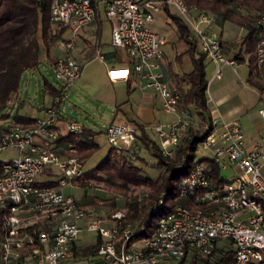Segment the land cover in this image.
<instances>
[{
	"label": "built area",
	"instance_id": "2783aa9c",
	"mask_svg": "<svg viewBox=\"0 0 264 264\" xmlns=\"http://www.w3.org/2000/svg\"><path fill=\"white\" fill-rule=\"evenodd\" d=\"M165 7L193 31L199 52L216 66V78L224 76L226 66H239L237 60L225 55L220 33L214 28L215 18L184 0H53L51 18L75 37L104 12L112 25V45L126 51L130 64L109 69L108 78L115 82L137 75L144 88L161 98L164 112L175 115L173 121L154 128L163 154L173 158L188 129L197 122L189 110H181L180 91L164 79L167 37L150 25L155 13ZM258 26L256 63L264 84V20L258 21ZM55 48L62 53L50 66L61 90V96L55 98L58 105L48 107L33 127L5 125L7 129L0 131V264H63L76 258L77 241L84 231L101 238L97 253L105 264H191L195 254L200 259L210 258L219 246L234 251L231 264H264V139L248 150L238 121L226 123L222 130L213 122L215 128L201 143L222 171H233L232 178L224 184L214 183L208 164L196 161L178 191L183 197L202 192L196 200L207 209L177 206L160 220L150 238L133 242L143 228L125 222V214L115 213V224L104 226L90 217L77 198L64 193L85 170L84 161L75 155L76 145L60 139L68 133L82 134L85 126L69 121L62 132L60 105L81 79L84 66L73 56L74 39L60 40ZM259 94L264 101V86ZM104 133L118 152L137 158L135 124L114 121ZM7 150H17L18 156L2 159ZM42 176L48 179L42 181ZM51 180L56 186H40Z\"/></svg>",
	"mask_w": 264,
	"mask_h": 264
},
{
	"label": "trees",
	"instance_id": "16d2710c",
	"mask_svg": "<svg viewBox=\"0 0 264 264\" xmlns=\"http://www.w3.org/2000/svg\"><path fill=\"white\" fill-rule=\"evenodd\" d=\"M184 1L213 16L216 27L220 28L221 38L222 29L228 22L245 30V35L239 43L240 48L233 52V55L235 60L248 61L249 83L258 87L259 90L263 88L264 84L260 81L256 63V48L260 39L258 21L264 20V0ZM52 3L53 0H0V120L10 119L11 113L7 110L10 108V101L20 90L24 73L39 67L44 59L53 62V50L56 49V44L65 39L67 30L57 27L52 21ZM163 12L174 22L179 40L188 45L185 53L191 55L193 69L188 73H173L172 81L175 89L181 94V110H189L191 113L193 110L199 121V127L190 126L186 138L177 149L176 158L173 159L163 154L158 140L153 139L145 127L137 126L138 143L151 153L162 169L158 178L154 179L145 175L143 167L136 164L138 160H143L140 155H137V160H132L129 155L118 152L111 146L97 166L84 171L83 177L76 182V185L82 187H87L91 182H111L122 191H129L131 187L148 189V197H145L143 201L127 200L125 202L127 212L125 222L132 220L136 222L137 228H143L133 237V242L152 237L160 220L172 214L179 205L187 206L192 210L207 209L206 205L196 200L202 192L183 197L178 191L179 183L191 173L196 161L208 164L214 183L224 184L228 180L211 158H198L199 146L207 134L215 128L207 96L208 59L205 54L199 52L195 35L183 19L173 14L168 7H165ZM103 15L105 16L102 11L100 22ZM223 46L227 47L224 43ZM235 46L236 44H230L229 52ZM45 88L54 99L61 96V90L48 81L45 82ZM52 105L58 104L54 101ZM12 119L8 126L33 127L37 121L35 117L21 115L19 108ZM6 129L7 127L0 126V131ZM98 133L85 128L82 134L68 133L63 135L60 141L76 145L75 155L84 161L85 169L86 161L100 148L99 143L94 140ZM184 157L185 159L182 160ZM180 160L182 163L179 166L177 161ZM40 186L53 187L56 186V182L51 180L40 183ZM165 193L167 196H164ZM155 206H157L156 209ZM1 233L2 216L0 215V236ZM100 244L101 238L98 237L93 244H86L83 247L76 245V257L80 252L96 254ZM233 258V250H226L223 246H219L210 258L200 259L195 254L191 264H231Z\"/></svg>",
	"mask_w": 264,
	"mask_h": 264
},
{
	"label": "rangeland",
	"instance_id": "374dc122",
	"mask_svg": "<svg viewBox=\"0 0 264 264\" xmlns=\"http://www.w3.org/2000/svg\"><path fill=\"white\" fill-rule=\"evenodd\" d=\"M150 26L155 31L162 33L169 39V44L165 46V50L167 51V55L173 64L172 69L175 72H178L179 70L190 72L193 69L191 55L185 54L181 62L177 61L176 58L177 54L180 52V48L178 47V42L175 40L177 35L174 22L163 12L155 13V22H152ZM98 27L101 28V34L98 36L95 33V29L90 27L80 31L78 36L75 37L71 32H67L65 39H74L75 41L79 42L80 39L85 38L94 46L97 45L103 50L114 51L119 60L127 59V53L124 49H118L111 45L112 25L104 15L102 16L101 24ZM215 30L219 32L220 28L216 27ZM222 30L224 39L234 40L236 45H239L245 35V30L243 28L229 22L224 25ZM233 51H236V49ZM233 51L231 50V52ZM54 52L58 56L62 55L57 49L53 50V53ZM43 62L44 63H41L40 66L34 70L35 72H26L23 76L20 90L15 95V97L18 96L20 100H22V103H24L23 107L19 109V113L21 112V114L30 116L37 114V108L43 107V105L47 103L49 99V95L45 88V82L48 81L53 85H57V81L55 80L52 70L49 67L51 61L43 60ZM105 66L106 65H104L99 59H96L92 63L86 65L85 74L81 82L74 85L67 91L64 98V104H62L60 107L61 118L67 116L72 117L78 120L81 124H84L88 127H94L97 129V132H99L96 135V140L99 143L100 148L86 161L84 169L85 171L91 170L97 166V164L105 157L109 148L111 147V145L108 143L105 133H100L99 131L101 129L104 130V124H106L112 112V107L106 105V103H104L101 99V96L104 94V92L110 90V87L107 85L105 78L102 77L100 72V70L105 68ZM211 72L212 65L207 60V79L210 78ZM114 90H116L121 102L130 100V103L133 105L134 112L137 113L139 111L140 105L138 103L137 90L128 95L126 83L119 84L117 88H114ZM16 104L18 107L20 104L19 101H16ZM65 104L70 105L73 108V111L67 112L65 109ZM12 106L13 104L10 105L9 110ZM17 107L14 108L15 113L17 111ZM74 112H76L77 115L74 116ZM172 115L173 114H170L171 117ZM191 116L197 122L195 127H199V121L194 115L193 110ZM138 147V155H140L143 160H138L136 164L140 167H143L145 175L154 179L158 178L162 169L157 165L156 159L139 143ZM17 156V150H7L1 155V158L5 160ZM205 156L210 158L212 157V154L209 151L204 150L200 145L198 150V158L201 159ZM175 158L176 155L173 157V159ZM184 159L185 157L182 160ZM182 160L177 161L179 166L182 163ZM223 174L228 179H231L234 173L231 169H227L223 170ZM47 179V176H42L40 178L42 181ZM63 191L65 194L77 198L81 204L85 206L84 208L87 209L90 217L101 221V224L104 226H112L115 224V219L113 218L115 213H123L125 214V218L127 217L125 206V202L127 200H136L138 202L143 201L145 197H148L149 193L148 189L143 187H131L129 191H122L114 186V184L111 182H91L87 187L78 186L75 183L74 186L65 187ZM164 196H167V193H165ZM127 223L137 226L136 222H133L132 220L127 221ZM92 235V233L83 232L80 234V237L82 238V241L85 242L87 238H91ZM95 241L89 240L86 244H93ZM63 264H105V262L103 261L102 256L98 253L84 254L83 252H80L78 257L63 261Z\"/></svg>",
	"mask_w": 264,
	"mask_h": 264
},
{
	"label": "crops",
	"instance_id": "0c3cea01",
	"mask_svg": "<svg viewBox=\"0 0 264 264\" xmlns=\"http://www.w3.org/2000/svg\"><path fill=\"white\" fill-rule=\"evenodd\" d=\"M100 24L101 22L98 20L97 22L89 25L86 28H90V27L94 28L95 33L98 36L101 34V28L98 27ZM216 26L217 25L215 23L214 28ZM175 40L178 42L179 44L178 47L180 48L179 49L180 52L179 54H177L176 58L177 61L181 62L183 56L185 54H188L185 53L188 50V45L180 41L178 35ZM74 42L76 45V49L73 52V56L78 60V62H80L84 66L83 75L81 79L78 81V83L81 82L82 78L84 77L85 66L88 65L89 63H92L94 60L99 59L104 65H106L105 68L100 70V72L102 74V77L105 78L107 85L110 87V90L105 91L104 94L101 96V99L104 103H106V105L112 107V112L110 114V118L107 120L106 124H104V130L108 124L114 121L130 122L135 124L136 126L145 127L147 132L150 134V136L153 137V139H156V132L154 128L157 125L169 123L176 118L175 115H172L171 117L170 114L164 112L162 108L161 98L152 90L144 88V82L140 81L137 75H132L129 79H119L115 82L110 81V79L108 78L107 71L113 68L115 69L128 68L130 66L128 61V56L127 59L125 60H119L114 51L103 50L99 48L97 45L94 46L85 38L80 39L79 42L74 40ZM222 42L227 45V47L226 46L224 47L225 55L230 59H235L233 55V52L235 51L233 50L235 49L238 50L240 48L239 45H236V47H233L231 49L233 52H229L228 46L230 44L231 45L235 44L234 40L231 39L226 40L224 39V35H222ZM167 44H169L168 38H167ZM167 44L165 46H167ZM165 46H164L165 57L163 61L162 71L164 73V79L168 83H170V85L173 88H175L174 83L172 81V74L173 73L183 74L188 72L184 70L183 71L179 70L178 72H175L172 69L173 64L167 55ZM98 53H100V55H102L103 58H101ZM57 57L59 56L56 55L54 52L52 60L54 61ZM208 61L212 65V72L210 74V78L208 79L209 83H208V91H207L208 105L211 111L212 121L214 122L218 130H222L223 126L226 123H230L232 121H238L245 134L246 148L248 150H251L255 144L261 142L264 139V101L260 97L258 87L249 83V78H250L249 63L247 60L242 62L237 60L239 66L237 68L226 66L224 68V76L221 79H218L215 77V69H216L215 64L210 60ZM42 63L44 62L42 61ZM51 63L49 64V67L51 66ZM35 69L29 70L27 72H35L34 71ZM121 83L127 84L128 95H130L132 92L137 90V94H138L137 98H138V103L140 105L139 111L137 113L134 112L133 105L130 103V100H126L124 102H121L119 100V96L116 93V90H114V88H117V86ZM55 86L58 87V85ZM46 92L49 95L48 102L45 103L43 107L37 108L38 113L31 117H35L37 119L43 117L45 115L46 109L54 103L55 101L54 97L48 91ZM16 101L17 102L19 101L20 103L18 107L16 106L17 105ZM12 104H13V106L11 107L12 112L11 109L7 110L8 112L11 113L10 119L0 120V126L1 125L5 126L11 123L13 121L12 118L15 113L14 108L17 107V109L18 108L20 109L24 105V103H22V100H20L18 96L12 98V100L10 101V105ZM62 104H64V102L61 103V105ZM67 106L69 108V111L67 112L73 111V108L68 104H65V109ZM21 115H26V114H21ZM73 115L75 116L77 115V113L74 112ZM26 116H30V115H26ZM69 121L79 122L78 120L69 116L62 118L61 116H59V128L62 132H65V124ZM84 126L87 129H91L97 132V129H95L94 127H88L86 125ZM104 130L101 129L99 131L100 133L101 132L104 133ZM96 137L97 136L94 137V140L97 142ZM262 174L264 176V166L262 167ZM92 234L93 235L91 236V238L89 237L87 238L88 241L89 240L95 241L98 238L94 233ZM87 240L83 242L82 238L79 236L77 245L79 247H83L88 242Z\"/></svg>",
	"mask_w": 264,
	"mask_h": 264
},
{
	"label": "water",
	"instance_id": "95a60500",
	"mask_svg": "<svg viewBox=\"0 0 264 264\" xmlns=\"http://www.w3.org/2000/svg\"><path fill=\"white\" fill-rule=\"evenodd\" d=\"M66 111H69V108H68V106L66 107Z\"/></svg>",
	"mask_w": 264,
	"mask_h": 264
},
{
	"label": "bare ground",
	"instance_id": "6f19581e",
	"mask_svg": "<svg viewBox=\"0 0 264 264\" xmlns=\"http://www.w3.org/2000/svg\"><path fill=\"white\" fill-rule=\"evenodd\" d=\"M121 73H123V72H121Z\"/></svg>",
	"mask_w": 264,
	"mask_h": 264
}]
</instances>
